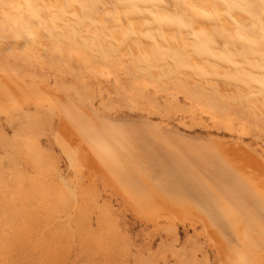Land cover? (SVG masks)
Masks as SVG:
<instances>
[{"label":"rangeland","instance_id":"1","mask_svg":"<svg viewBox=\"0 0 264 264\" xmlns=\"http://www.w3.org/2000/svg\"><path fill=\"white\" fill-rule=\"evenodd\" d=\"M12 1L0 0V12L3 11L0 13L3 25H0V62H3L0 65L3 64V68L13 65L11 70L16 69L14 71L28 84L44 83L49 87L46 91L52 95L61 91V95L67 94L95 112L100 111L98 114L122 122L121 125L129 121L130 125L126 123V126L115 128L128 131L129 136L134 132L130 127L133 122L143 124L147 120L154 127L187 134L186 137L194 140H225L230 145L241 142L253 159L264 164V104L257 109L253 101L254 97H264V28H256L255 18L249 13L258 8L262 14L264 8L258 7L254 0L141 2L150 7L154 4L159 9L164 6L173 11L178 9L179 16H166L162 24L149 12L141 17L139 13L130 14L132 5L124 0H62L56 3L52 0L53 13L45 7L44 0H31L35 9L27 0H22L25 7L21 16L29 11L31 16L27 14V18L18 15L19 8ZM219 5H224L227 13L216 15L213 9ZM59 11L65 15H59ZM104 11L107 14L101 16ZM234 15L249 16L251 21L245 20L249 30L242 32L240 29L239 32L225 27ZM39 16L41 23L37 19ZM259 19L264 23V15ZM31 21L36 28L29 27ZM5 22L10 25L6 26ZM131 24L138 25L136 33L128 30L127 33L132 34L118 39L120 25L129 27ZM238 25L244 29L242 24ZM26 27L28 29L24 30ZM182 37L188 39L187 49L180 48ZM31 47L36 49L32 51ZM145 48L152 51H145ZM29 49L35 51L33 55ZM27 58L35 62L31 64ZM4 61L7 62L5 66ZM56 96H60L59 93ZM25 108L29 117L24 116V110L14 112L17 118L20 114L19 118L26 117L22 119L26 123L22 121L23 127L20 124L19 129L13 130L6 116L0 115V187H5V190L0 188V264H151L147 256L155 252L160 256L162 250L169 256V264H175L171 254L179 249L188 251L187 237L197 233L200 242L204 240L200 235L201 225H187L179 226V241L175 243L167 230V221L138 220L132 211L127 213L126 206H120L119 198L116 201L105 191L101 182L89 184L88 191L87 179L75 175L56 141L58 112L45 116L33 105ZM225 117H230V125ZM34 134L36 137H32ZM56 166L57 172L53 169ZM62 182L73 186L77 183L81 189L76 193L63 192ZM160 236L168 239L164 249L157 248ZM150 239H154L155 245L139 253ZM211 251L209 253V247L200 249L191 261L217 264L216 253Z\"/></svg>","mask_w":264,"mask_h":264},{"label":"bare ground","instance_id":"2","mask_svg":"<svg viewBox=\"0 0 264 264\" xmlns=\"http://www.w3.org/2000/svg\"><path fill=\"white\" fill-rule=\"evenodd\" d=\"M53 1L56 3L57 1L62 0ZM238 1L240 2L241 0ZM254 1L256 2V5L258 7L260 6L264 8V2L260 0ZM12 2H15L16 6L19 8L18 11L20 14L18 15L21 16L24 12L25 6H22L24 2L22 0H13ZM27 2L31 6L33 5L31 3V0H27ZM44 2L45 7L49 8L50 11H52L53 13L54 11L51 9L53 7V5L51 4L52 0H44ZM124 2L128 3L129 5H132L129 11L130 14L139 13L141 15H137L141 17L142 14L145 15L146 12H149L150 15L152 14L153 16H156L155 19L159 24H162V22L166 20V16H179L177 12L178 9L177 11H173V9L171 10L165 6V8L163 6V8L160 6L162 9H159L154 4L152 5L153 7H150L149 5L140 4L141 2H149V0H124ZM32 7L35 9V5H33ZM55 7L57 8V5H54V8ZM61 7L62 5H58V8ZM121 9L119 11H122ZM226 10L227 8L224 5H219L217 8L213 9V11L218 16H221V12L227 13ZM27 12L28 13L25 12L26 15L24 13V16H31V14H29V11ZM167 12L170 13L168 14ZM242 12L244 11L242 10ZM249 13L255 18L253 20L255 21L254 23H256V28H264V23L259 19V16L264 15V11L261 12L262 14H259V9L256 8L250 11ZM34 14L37 15V13ZM60 14L62 13L59 11V15ZM100 14L101 16H105V14H107V11H104V15H102V12ZM64 15L65 14H62L61 16ZM241 15L244 14L241 13ZM241 15H234V19H231V21L234 20V23L228 21L230 22V24L227 23L224 24V26L231 30L239 32H241L240 29L242 30V32H244V30H249V25L247 24V21L250 20L249 16L247 17ZM24 16L21 17L24 18ZM39 18L40 16L37 17L38 20ZM35 19L34 21L37 22L38 20ZM45 19L43 18V20ZM246 19L247 21H245ZM48 21H50L49 18ZM51 21H53V19ZM102 21H105V18H102ZM24 22L26 21H23V23ZM1 23L0 25H2ZM5 23H7L5 24L6 26L8 24L10 25L9 22ZM31 23L32 21L30 22V24ZM238 23L242 24L244 26V29L240 25H238ZM33 25V28H36L35 24H31L29 27L32 28L31 26ZM44 26L46 27V25ZM38 27L39 25L37 26V28ZM138 28V25L136 26L134 24H131V26L129 27L120 25L118 31L116 30L119 34L118 39L128 36V34H132L127 33L128 30L134 31L136 33ZM26 29L28 28L26 27L24 30ZM47 29L46 31H48ZM31 30L34 31V29ZM193 30L195 34V29ZM37 31L36 34H38ZM22 33L23 32L21 31V34ZM25 33L26 31L24 32V35ZM31 34L27 32V35ZM22 35L21 38L23 37ZM34 35H32L31 37H34ZM113 35H115V33ZM28 37L30 38V36ZM21 42L23 43V41ZM35 44H37V42ZM179 44H181V49H185L189 45L188 39L182 37L181 43ZM166 45H168V43ZM34 49L32 48V51ZM83 49L84 51H86L85 48ZM142 49L144 50V48ZM145 51L151 52L152 50L150 51L149 48H145ZM31 52H29V54ZM34 52H32L31 54L33 55ZM31 54L29 56H31ZM68 54L70 55V53ZM35 56L36 55H34V57ZM29 60L30 59H28V61ZM33 61L35 62V60ZM4 62L5 66L7 62ZM1 63H3L2 60L0 64ZM2 66L3 64L0 65V115H5L11 127L14 128L13 130H15V127L17 128L18 125H20L21 123L23 124L24 121L22 119L26 120V117H29V113H26V111L24 110L26 106H35L36 109H39L41 111V113H45V116L48 113L51 114V112H58V115L56 114L58 116L57 131L55 134L56 141L61 147V150L63 151L65 157H67L68 161H70L71 165H69L74 168L75 175L79 179H87V190L90 189L89 184H96V182H101L105 191L109 192L114 200L116 199L117 201V198H119L121 200V203H119L120 206H126L128 209L127 213L132 211L131 213L133 214V216L135 215V218H137L138 220L152 223H159V221L161 220L167 221V230L170 231L173 235V241L175 243L179 241V232H177L179 226H202L203 231L202 233H200V235L204 237V240H201L200 242L199 235H197V233L193 237H187V243L189 248L188 251L184 252L179 249L175 252H172L171 254V258L174 260L175 264H181L182 262H185L186 264H196L194 260H191L196 258L200 249H205V247H209V253L212 252L211 250L215 251V257H217V264H264V164L257 158L253 159L254 157L251 156L252 154L249 153V151L247 150L248 148L244 147L245 144L241 145L240 142L239 144L236 143V145L235 143H232V145H230L229 143H227V141L225 142V140H210L207 142L202 140H194L186 137L187 134L185 136L182 133H177L176 131L171 132L162 129V126L160 128L154 127L152 124L149 123V121L147 122V120H145V123L143 121V124L141 122L139 123L135 121L137 124L133 122V125L131 124L130 127H133L132 131L134 132L132 136H129L128 131H119V129L115 130L116 127H122V125L126 126V123L130 125L129 121L125 123L126 119L125 121L122 120L125 124L121 125L122 122L120 123L118 122V120L115 121V119L113 120L107 118V115L103 116L98 114L100 113V111L98 113L95 112L92 107L89 108L80 104L78 101H76L69 95H61V91H55L56 95L59 93L60 96H56L55 94L52 95L50 92H48V90L46 91V89H49V87L44 83H39L37 85L30 83L28 84V81L26 82L22 79L23 77H19L20 73L17 74L16 71H14L16 70L14 69L15 66L13 67L14 70H11L13 65L11 66L7 64L5 68H3ZM8 66L10 69H6V67ZM16 67L18 69L19 65ZM20 68L21 67H19V69ZM108 68L109 67L107 66V69ZM44 79H46V77ZM38 92H40V94H38ZM253 101L256 108L259 109L264 104V97H254ZM23 110L26 113H23L26 117L19 118L21 116L20 114V116L17 118V115L14 112L17 111V113H19L18 111H20L21 113V111L24 112ZM54 113H52V115ZM230 117L233 118L231 115ZM230 117H225L228 119L229 123L227 121L226 122L229 125L231 123ZM24 123H26V121ZM22 124L20 127H23ZM35 134L34 136H32L33 134L31 136L36 137ZM19 135L20 134H18V136ZM16 141L20 143L18 140ZM14 144L16 146L17 143L15 142ZM15 146L13 148H15ZM233 149L236 150L237 153L233 152ZM256 154L257 153H255V155ZM262 161L264 162L263 158ZM8 164H11V162ZM7 169L10 170V168ZM53 169L56 171L57 166ZM14 171L13 174H15ZM76 184L77 183H74L75 186H73L67 183H63L62 187L60 188L64 190L63 192L66 193H76L81 189L80 185ZM59 186H57V188ZM66 187H68V189ZM95 193L98 192L95 190ZM36 197L38 198V196ZM95 206L96 205H94V208ZM104 213L105 212L99 215L102 217V214L104 215ZM103 218H105V216H103ZM167 240V237L164 238L163 236H160V242L158 243L157 248L164 249V245H166ZM154 245V239H150L149 243L145 244L143 249L139 250L138 252L143 253L146 251V249H151ZM162 251L163 252L160 254V256H157L156 252L147 256V258L149 257L151 264H169V256L164 250ZM190 256H192V258H190Z\"/></svg>","mask_w":264,"mask_h":264}]
</instances>
